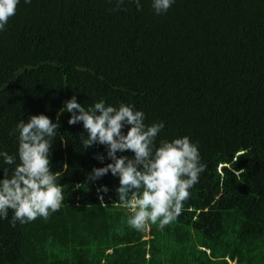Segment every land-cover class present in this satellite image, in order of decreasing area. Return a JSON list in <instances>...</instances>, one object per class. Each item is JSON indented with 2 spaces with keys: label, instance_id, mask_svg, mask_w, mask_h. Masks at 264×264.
Masks as SVG:
<instances>
[{
  "label": "trees",
  "instance_id": "obj_1",
  "mask_svg": "<svg viewBox=\"0 0 264 264\" xmlns=\"http://www.w3.org/2000/svg\"><path fill=\"white\" fill-rule=\"evenodd\" d=\"M150 4L21 0L0 31V150L15 155L17 122H56L73 95L85 108L132 105L164 123L156 146L198 143L205 168L180 215L129 228L118 179H86L111 162L94 159L104 147L82 148L65 112L50 149L64 201L47 220H0V264H264V0H175L161 15Z\"/></svg>",
  "mask_w": 264,
  "mask_h": 264
},
{
  "label": "clouds",
  "instance_id": "obj_2",
  "mask_svg": "<svg viewBox=\"0 0 264 264\" xmlns=\"http://www.w3.org/2000/svg\"><path fill=\"white\" fill-rule=\"evenodd\" d=\"M21 0H0V31L5 30L10 17L15 15ZM112 2V0H110ZM125 0H114L118 10ZM137 10L141 0H128ZM25 5L31 0H23ZM175 0H151L155 15L166 13ZM70 114L68 125L80 124L86 133L81 137L82 148L101 145L106 155L94 156L98 162L111 161L104 167L93 168L86 178L95 182L107 174L118 179L117 206L126 212V224L135 231H143L153 224L162 230L180 215L189 190L198 183L205 165L201 162L198 143L189 137L171 141L156 138L164 123L146 124L142 111L132 105H106L103 100L85 108L76 96L64 102L56 122L41 114L22 119L9 133L16 136L15 155L0 150V165L14 166L11 176L0 168V220L8 219L9 226L25 225L38 217L47 220L64 201L63 187L58 183L60 173L50 170V149L57 136L59 117ZM127 129L126 133L123 131ZM128 151L131 158L117 153ZM18 161V162H17ZM101 206L109 192L106 186L96 189ZM11 218L9 219V212Z\"/></svg>",
  "mask_w": 264,
  "mask_h": 264
}]
</instances>
